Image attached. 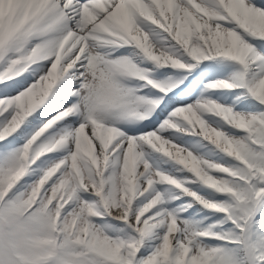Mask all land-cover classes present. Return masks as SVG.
<instances>
[{"label": "snow or ice", "instance_id": "obj_1", "mask_svg": "<svg viewBox=\"0 0 264 264\" xmlns=\"http://www.w3.org/2000/svg\"><path fill=\"white\" fill-rule=\"evenodd\" d=\"M0 264H264V0H0Z\"/></svg>", "mask_w": 264, "mask_h": 264}]
</instances>
